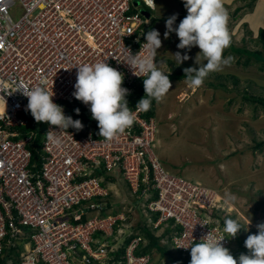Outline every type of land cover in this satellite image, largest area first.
<instances>
[{
  "label": "built area",
  "instance_id": "2783aa9c",
  "mask_svg": "<svg viewBox=\"0 0 264 264\" xmlns=\"http://www.w3.org/2000/svg\"><path fill=\"white\" fill-rule=\"evenodd\" d=\"M155 5V0H0V255L5 247L21 246L18 261L7 264H150L148 254L135 253L144 241L138 235L114 260L121 244L113 239L127 217L100 214L110 196L106 183H114L104 175H122L132 195L140 182L145 185L139 197L145 211L156 216L148 223L173 229L175 252L189 253L186 247L209 232L223 234L211 213L223 211L222 197L163 167L152 151L154 116L146 118L136 106L130 107L134 124L111 142L94 137L88 121L81 130L67 131L41 122L39 160L31 159L40 123L25 117L28 100L16 86L44 79L65 115L73 117L79 109L87 118L89 106L73 95L77 66L104 61L123 73L122 87L133 94L143 78L124 63L126 48L134 54L141 50L153 30ZM148 188L155 198L149 199ZM229 243L222 241L225 247Z\"/></svg>",
  "mask_w": 264,
  "mask_h": 264
},
{
  "label": "rangeland",
  "instance_id": "374dc122",
  "mask_svg": "<svg viewBox=\"0 0 264 264\" xmlns=\"http://www.w3.org/2000/svg\"><path fill=\"white\" fill-rule=\"evenodd\" d=\"M248 2L250 0H224L232 41L224 56L234 59L222 71L210 73L199 88H189L184 79L171 81L172 88L156 105L152 142L153 153L167 171L218 192L224 208L220 214L222 221L231 217L246 227L236 238L230 239L231 253L238 249L237 238L245 241L248 233L264 222V108L242 99L244 92L264 96V60L235 52L236 48L243 47L264 54V48L256 39L258 29L264 28V0H254L252 8L246 6ZM155 3L152 21L162 40L157 57L158 61H167L162 70L171 73L198 68L194 62L200 51L198 47L191 51L178 49L175 32L164 39L166 20L173 14L187 15L183 0H155ZM138 6L143 9L140 3ZM237 7L242 8L238 16L233 17ZM180 21H176L174 27ZM178 51L187 52L190 59L177 65L172 54ZM246 58L248 61L244 63ZM229 76H234L237 82ZM219 83L224 87L217 86ZM257 143L262 144L258 149ZM116 177V182L106 185L110 190L108 213L115 210L127 217L113 239L119 246L129 234L138 232V226L148 223L151 216L144 209V198L128 191L122 175ZM227 194L236 197L231 207L223 203ZM170 250L175 255L174 260L154 254L151 264H189L190 252L180 257Z\"/></svg>",
  "mask_w": 264,
  "mask_h": 264
},
{
  "label": "clouds",
  "instance_id": "9594fccd",
  "mask_svg": "<svg viewBox=\"0 0 264 264\" xmlns=\"http://www.w3.org/2000/svg\"><path fill=\"white\" fill-rule=\"evenodd\" d=\"M154 3V0H152ZM187 15L174 27L177 14L166 20L164 39L175 32L180 50L191 51L198 47L195 64L199 67L184 69V82L189 88H199L210 73L222 71L229 66L233 57H225L224 51L231 46V35L228 30L229 12L224 6V0H183ZM146 42L142 44L138 53L126 48V63L137 77L143 78L145 95L138 101L137 110L147 111L152 101L160 102L172 88L169 79L170 72L162 70L167 61L156 59L158 49L162 47V40L158 30H151L145 35ZM177 65L190 59L187 52L180 51L172 54ZM77 79L74 85V97L89 106L92 119L97 121L99 136L111 142L134 124L135 113L128 106L129 90L122 87L124 75L107 62L77 66ZM53 89V87H52ZM46 87L44 79L35 86L18 84L19 90L27 98V109L37 123L45 122L56 126L60 130L74 128L81 130L83 124L65 115L64 109L53 101L54 92ZM79 115V109L75 110ZM59 144V139H54ZM236 197L227 194L223 200L225 206H233ZM250 224V220L248 221ZM247 224V225H248ZM257 233L249 234L244 241L247 253H241L237 258L230 250L223 246L226 238L238 236L241 229H245L238 219L228 217L224 220L222 235L218 238L210 232L201 238L200 242H193L190 247L189 264H264V222L257 224ZM185 248V247H184Z\"/></svg>",
  "mask_w": 264,
  "mask_h": 264
},
{
  "label": "trees",
  "instance_id": "16d2710c",
  "mask_svg": "<svg viewBox=\"0 0 264 264\" xmlns=\"http://www.w3.org/2000/svg\"><path fill=\"white\" fill-rule=\"evenodd\" d=\"M253 2L254 0H250V2H248L246 4L247 7L252 8L253 6ZM242 7H237L235 9V11L233 12L232 16L233 17H237L238 16V11L241 9ZM186 15L184 13L182 14H178L177 15V19L178 20H182ZM175 21V22H176ZM152 28L154 29L153 26V22L151 23ZM248 33L250 34V31H248ZM260 44L261 47L264 48V28H259L258 32H257V38H256ZM236 53L238 54H246L248 55L247 58H249V56H252L254 59L256 60H264V54H262V52L260 51H250L246 48H236L235 50ZM247 58H246V62L247 63ZM158 60V57L156 58ZM184 69H180V70H174L173 72L170 73L169 79L170 81H178V80H182L184 79ZM230 78L234 79V82H237V79L234 76H229ZM210 86L212 85L211 83L209 84ZM217 86L219 87H224L221 83H219ZM145 95L144 93V87H143V82L140 84H137L135 86L134 92L131 95H128L126 98L128 100V106L129 107H134L137 105L138 101ZM242 99L248 102H251L261 108H264V96H255V95H251L247 92H244L242 94ZM156 105L157 102L155 100L152 101L151 107L149 110L144 111V116L146 118L148 117H153L155 114V110H156ZM80 115V112H79ZM79 115H77V113L75 112V115L72 117L74 120H80L81 122H87L91 123L93 128H94V137L99 138V128H98V124L97 121L92 119L91 117H87V118H82ZM25 117L29 118V121L31 120L32 115L31 113H29L28 115H26ZM30 126L29 124L27 125L28 129ZM41 129H43L42 124H39V127L37 128V136L35 137V139L32 141L31 145H30V151H31V156H32V161H37L39 160V146H40V139L42 136V132ZM261 143H257L256 144V149H258L259 147H261ZM97 176H103V172L101 171H97ZM104 180L108 181V182H115L116 178L112 177V176H105L104 175ZM104 184V183H103ZM145 187V185L140 182L139 183V188H138V192L136 194H134L133 196L139 197L141 190ZM129 191V189H128ZM149 192V199H153L156 197V192L154 189L152 188H148L147 190ZM111 210V206L108 203V201H105L103 204V207L100 211L101 215L106 214L108 211ZM112 214H116L118 213V211L112 210L111 212ZM211 213L214 217H217L220 224L224 226V221H222L220 219V214L222 213L221 211L217 210H211ZM150 218H152V220L156 219V216L154 214H150ZM116 228V227H115ZM137 228V227H136ZM135 228V229H136ZM159 228H162V231L159 234H156V232L159 230ZM159 228L157 227H153L152 224L149 223H145L143 225L138 226V232L136 233H132L129 234L127 237H125L120 245V247L117 248V250L115 251V253L113 254L114 260L120 259V257L122 256L123 253V247L124 245L134 236H140L144 241L140 244V246L138 247V249L136 250V254H148L150 257L149 263L151 264V261L153 259V255L154 254H158V256L160 257H166L169 260H174L175 255L172 254L170 248L172 249L171 246V242H170V234L173 231V229H170L169 226H159ZM257 233V229H252L249 234H256ZM237 245H238V249L233 251L232 254L235 258H238L239 255L241 253H247V249L244 246V241L240 240V238H237ZM20 244H16L14 246L11 247H5L2 254L0 255V264H7L8 260H11L13 262H17L18 261V254L20 251ZM228 248V247H227ZM176 254H179L180 257L185 256L182 253L177 252ZM188 253H186L187 255ZM38 264H44L42 262H39Z\"/></svg>",
  "mask_w": 264,
  "mask_h": 264
},
{
  "label": "water",
  "instance_id": "95a60500",
  "mask_svg": "<svg viewBox=\"0 0 264 264\" xmlns=\"http://www.w3.org/2000/svg\"><path fill=\"white\" fill-rule=\"evenodd\" d=\"M142 14L145 16V17H147L149 14H148V12H146V11H142Z\"/></svg>",
  "mask_w": 264,
  "mask_h": 264
}]
</instances>
